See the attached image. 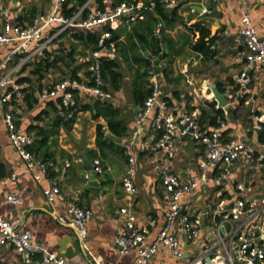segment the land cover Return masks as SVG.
<instances>
[{"label": "crops", "instance_id": "1", "mask_svg": "<svg viewBox=\"0 0 264 264\" xmlns=\"http://www.w3.org/2000/svg\"><path fill=\"white\" fill-rule=\"evenodd\" d=\"M112 1L107 0L110 7ZM31 6L36 7L33 16L29 14ZM51 7L52 0H0V25L3 11H8L13 21L24 25L29 24L36 15L46 14ZM192 7L195 11L191 10ZM202 7H207L209 12L201 13ZM169 11L166 19L157 17L152 20L148 16L150 10L144 11L142 17L129 20V16L125 15L119 18L115 28L119 37L117 42L114 41L112 59L118 62L117 71L120 74L114 79L108 77L104 83L108 97L79 92L78 107H85L75 109L70 128L61 126L50 138L47 171L40 183L33 177L35 170H26L25 161L11 145L0 115V214L16 224L19 230L30 231L37 243L66 258L70 264H137L135 249L121 253L114 242L122 226L118 209L126 201L121 184L127 170L126 143L132 142L135 157L134 181L137 190L132 196V208L137 217V227L148 230L146 243L155 239L168 212L158 171L165 168L183 180H198L201 177L197 162L203 154V145L198 139L191 136L175 138L170 154L168 149L155 146L158 132L153 130L152 115L138 128V108L149 93L147 68L143 65L142 57L160 58L162 91L175 114L180 111L197 116L201 112L210 113L209 103H217L214 91L225 94L229 109L221 107L225 111L222 138L240 139L253 152L252 161L234 162L225 172L220 169L207 172L206 179L200 180L193 193L182 198L184 208L198 211L203 210L207 203L216 205L223 202L230 209L238 199L247 203L255 201L256 209L264 205L261 202L264 199V142L260 140V130H247L253 123L254 114L262 117L264 125V67L259 71L256 66L250 69L252 82L243 93L238 92L236 81L245 67L244 60H237L245 50L239 34L242 14L246 12L258 33L264 34V0H183ZM158 20L163 22L159 37L154 35ZM202 26L205 28L206 46L203 51L196 47L201 35L199 27ZM74 33L63 32L51 44L44 60L52 61L56 55L62 58L58 65L44 69L45 80L57 82L80 78V81H87L85 71L88 63L90 67L93 62L94 50L74 39ZM156 39H159V43ZM9 48L0 54V63L6 59ZM105 54V50H102L100 56ZM32 68L31 65L24 66V76L35 82ZM98 100L111 104L115 110V120L124 126L125 135H116L108 128L106 118L97 114ZM45 103H34L32 108H28L33 111L29 120L23 119L22 111L16 113V124L18 122V126L25 131L31 123L49 125V116L44 121H36V115ZM98 124L103 126L105 137L113 144L112 148L102 151L97 145ZM108 133H112L115 139L109 138ZM84 156L88 157L92 166L94 158L100 159L103 165V170L94 172L93 178L87 177L89 170L85 168ZM90 181L94 182L91 184ZM52 185L59 187L65 200L76 198L79 205L92 210V216L86 221L87 234L82 240L68 224L71 216L66 210L65 200L49 204L44 197L42 188ZM10 191H17L22 203L6 201L5 195ZM216 224L214 216L203 217L198 244L188 240L178 230L184 257L175 258L162 247L151 259V264H187L202 254L200 244L213 241ZM231 227V224H226L224 231H229ZM225 245L229 248L230 242L226 241ZM231 251L234 254V249ZM220 263L228 264L223 259L217 262ZM0 264H21L19 254L12 246L1 247Z\"/></svg>", "mask_w": 264, "mask_h": 264}, {"label": "built area", "instance_id": "2", "mask_svg": "<svg viewBox=\"0 0 264 264\" xmlns=\"http://www.w3.org/2000/svg\"><path fill=\"white\" fill-rule=\"evenodd\" d=\"M66 0H52L51 9L44 15H36L29 24L21 25L10 18L8 11H3L0 25V54L10 47L6 53V59L0 63V115L11 145L19 156L25 161L26 170H35L34 179L40 183L46 174L47 163L38 159L30 146L35 139L34 132H27L16 124L14 115L19 112L22 96L25 89L30 87L28 82H20L24 77V66H33L35 62L44 60L46 53L50 52L51 44L63 32H76L78 30L101 31L99 48L94 50L93 62L89 69L92 72L93 84L77 79L41 80L42 88L33 85V96L38 102L59 98L64 106L72 104L73 93L71 89H77L84 94L100 97H108L109 94L102 88L103 80L100 74V55L105 50V56L112 59L115 53L114 41L104 43V39L111 38L109 29H115L119 24V18L129 16L130 19L142 17L143 12L151 10L156 5V0H124L113 7L106 9L95 8L93 0H86L69 16L63 14ZM183 0H159L164 8H171ZM216 1V0H213ZM92 5V6H91ZM85 8L91 11L83 17ZM192 11L195 8L192 7ZM201 13L209 12L207 7H202ZM242 26L239 34L242 37L245 50L239 54L237 60H244L245 67L239 72L236 81L239 85L238 92L243 93L252 82L250 69L256 66V70L264 67V34L258 33L251 22L249 15L244 12L241 17ZM107 25L109 29H102ZM163 28V22L158 20L154 27V35L159 37ZM149 79V93L138 108L137 124L141 127L143 122L153 116L152 127L158 132L155 146L168 149L171 154L173 141L177 137H195L203 145V154L198 159V167L201 177L197 179L183 180L178 174L169 172L163 168L158 171L159 179L168 203V212L163 227L158 231L151 243H146V228L139 229L136 224L137 217L132 208V196L137 188L134 181L135 157L132 153V142L125 144L127 156V170L121 178L123 192L126 201L118 209L122 226L114 237V242L121 253L132 249L137 251V264H151V259L160 248H165L171 256L181 259L184 257V247L177 231L185 234L188 240L198 244L200 239L203 217L219 214L222 218L216 224L215 238L211 243L200 244L202 254L187 264H217L221 259L228 264H264V199L263 207L256 209L255 201L246 202L238 199L233 208H227L223 202L218 204L207 203L203 210H187L182 205V198L193 193L199 186L200 180L206 179V173L213 169L225 172L228 166L234 162L252 161L253 152L246 144L237 138L224 140L222 131L225 120L219 119L218 124L207 130L199 122V116L180 111L175 114L171 111L168 101L164 97L161 82L159 64L155 59H150L147 69ZM37 102V103H38ZM216 108H221L216 103ZM225 112V111H224ZM253 123L247 130L262 129V117L252 115ZM1 128V123H0ZM92 170L100 173L103 165L98 158L93 159ZM68 164V162L66 161ZM88 177V174H87ZM42 193L49 204L57 200H65L57 185L42 188ZM6 201L12 204L22 203V198L17 191H10L5 195ZM66 210L71 219L68 224L76 231L82 240L87 234L86 221L92 216L90 208L82 207L76 198L66 199ZM243 214L244 217H243ZM243 217V218H240ZM238 219V220H237ZM256 219V221H255ZM237 220L234 225V221ZM231 224L229 231H223L222 227ZM230 242L226 247L225 242ZM4 245L12 246L19 254L21 264H70L66 258L58 256L45 245L37 243L28 230H19L16 224L8 221L0 214V251ZM234 249V254L232 253Z\"/></svg>", "mask_w": 264, "mask_h": 264}, {"label": "trees", "instance_id": "3", "mask_svg": "<svg viewBox=\"0 0 264 264\" xmlns=\"http://www.w3.org/2000/svg\"><path fill=\"white\" fill-rule=\"evenodd\" d=\"M86 0H66L63 7V14L65 16L71 15L78 6H81ZM94 1V7L98 9H106L107 7L110 8V4H108L107 0H93ZM124 1V0H113L112 1V7L116 5L117 3ZM35 6H31L29 9V14L33 16L35 13ZM91 11V8H85L83 11V17H85L88 12ZM148 11V10H146ZM145 11V12H146ZM151 12L148 13V16L154 20L157 17H160L162 19H166L170 13L169 8H164L162 6V3L159 2V0H156V5L153 9L150 10ZM144 12V13H145ZM200 31V38L197 40L196 47L199 50H204L206 48L205 41H204V33L205 28L204 26L199 27ZM102 29H109L107 25L103 26ZM111 32V38L104 39V43H108L110 41H116L119 37L118 30L116 29H109ZM74 39L80 40L84 43L86 47H90L91 50H96L99 48L98 44L100 43L102 37H101V31H90V30H78L73 35ZM138 38L142 39V36L137 34ZM133 38V37H130ZM71 54V53H70ZM68 54V56H70ZM61 56L56 55L55 58L52 59V61H45V60H39L34 63L33 68L31 70L32 75H34L35 82L28 77L24 76L19 81L20 82H28L30 84L29 88H26L25 92L22 96V103H25L26 108H32L34 103H37V99L33 96V85H36L39 89L42 88L41 80L45 77V70L50 67V65H58L59 61L61 60ZM143 59V65L148 69L150 64V59L146 57H142ZM100 60V74L103 80L102 88L105 89L104 83L106 82L107 78L110 77L111 79H114L119 76L120 72H118L119 64L116 60L107 58L106 56L102 55L99 58ZM87 71H85V77L87 78L88 84H93V77L92 72L89 69V63L87 67ZM78 81H80V78H77ZM73 93V101L72 104L68 106H64L59 98H53L45 101V106L40 108L39 112L36 115V121H44L48 116L51 117V123L46 125L45 123H31L26 127L27 132H34L35 139L33 144L30 146V150L33 151L38 159L45 162L47 161V148L49 147V141L50 138L57 133L59 128L61 126L65 128H70L71 124L74 119V113L76 108H84L85 106L78 107L79 102V90L77 89H71ZM209 106L212 110V112H201L199 115V122L203 126V129L207 130L209 126H215L218 124V120L222 119L224 120V111L221 108L215 107V102H210ZM97 114H101L106 118L108 128L114 132L118 136L125 135V129L122 124H120L119 121L115 120V110L112 108L110 103L104 102L100 103L98 100L97 106ZM68 115H71L70 117H66ZM45 118V119H44ZM18 125V122H17ZM103 126L101 124L97 125V134H96V141L99 148L103 151L104 148L110 149L112 148L113 144L105 137V134L103 132ZM260 140L264 142V125L262 126V129L260 130ZM126 155V154H125ZM127 157V156H125Z\"/></svg>", "mask_w": 264, "mask_h": 264}, {"label": "water", "instance_id": "4", "mask_svg": "<svg viewBox=\"0 0 264 264\" xmlns=\"http://www.w3.org/2000/svg\"><path fill=\"white\" fill-rule=\"evenodd\" d=\"M156 42L159 43V39H156ZM158 50H160V46H159V45H158ZM159 59H160V58H159ZM159 59H156V60H155L156 65L159 64ZM214 97H215V100H216L217 103H218V106H220V107H222V106L227 107V106H228V105H227V100H226V96H225V94L220 93L219 91L215 90V91H214ZM227 108H228V107H227ZM228 109H229V108H228ZM228 109H227V110H228ZM107 136H108L109 138H111V139H115V136H114L112 133H108ZM83 160L86 162L85 168H86L87 170H89L88 178H91V177L93 178V176H94V171L92 170V165H91V163L89 162L88 157H87V156H84V157H83ZM93 182H94V181H90L91 184H92ZM245 185H246V183H245ZM221 218H222V217H221L219 214H215V215H214L215 222H219ZM222 230L224 231V227H222ZM205 262L209 264V263H210V258L207 257V258L205 259Z\"/></svg>", "mask_w": 264, "mask_h": 264}, {"label": "rangeland", "instance_id": "5", "mask_svg": "<svg viewBox=\"0 0 264 264\" xmlns=\"http://www.w3.org/2000/svg\"><path fill=\"white\" fill-rule=\"evenodd\" d=\"M24 104V103H23ZM37 105V104H36ZM19 111L21 112L22 111V113H23V119H26V120H29V117L31 116V114H32V112L33 111H30V109H28V108H23L22 107V104H21V106H20V108H19Z\"/></svg>", "mask_w": 264, "mask_h": 264}, {"label": "bare ground", "instance_id": "6", "mask_svg": "<svg viewBox=\"0 0 264 264\" xmlns=\"http://www.w3.org/2000/svg\"><path fill=\"white\" fill-rule=\"evenodd\" d=\"M221 264V263H220Z\"/></svg>", "mask_w": 264, "mask_h": 264}]
</instances>
